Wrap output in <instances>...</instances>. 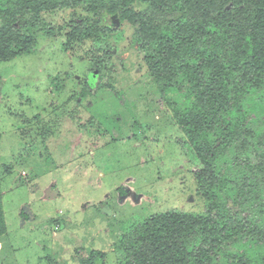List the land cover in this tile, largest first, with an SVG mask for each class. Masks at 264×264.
I'll use <instances>...</instances> for the list:
<instances>
[{
	"label": "rangeland",
	"instance_id": "rangeland-1",
	"mask_svg": "<svg viewBox=\"0 0 264 264\" xmlns=\"http://www.w3.org/2000/svg\"><path fill=\"white\" fill-rule=\"evenodd\" d=\"M146 1L132 6L146 9ZM26 18L35 23L34 42L0 62V196L7 224L0 264H83L93 251H99L96 264H123V237L134 238V228L151 216L206 217L210 199L199 192L195 165L180 145L185 134L146 63L138 25L99 3ZM180 80L186 91L188 80ZM263 91L242 104L253 137L264 132ZM236 153L233 147L221 157ZM220 189L231 203V187ZM242 198L234 207L263 229L264 215ZM247 240L238 245L249 257L264 251V238L255 245Z\"/></svg>",
	"mask_w": 264,
	"mask_h": 264
},
{
	"label": "trees",
	"instance_id": "trees-1",
	"mask_svg": "<svg viewBox=\"0 0 264 264\" xmlns=\"http://www.w3.org/2000/svg\"><path fill=\"white\" fill-rule=\"evenodd\" d=\"M137 1H0V62L14 59L34 42L35 23L26 14L38 18L44 10L99 3L137 24L146 63L185 134L180 145L195 165L199 192L205 190L210 209L206 217L173 211L151 216L134 228V238L123 237V264H264L262 249L249 257L238 245L244 238L250 243L263 239L264 227L245 220L234 207L241 195L264 215V132L253 137L242 110L244 102L264 90V0H147L148 8L136 10L132 5ZM89 29L81 36L89 35ZM53 34L49 29L48 35ZM171 91L180 98L166 94ZM258 105L264 107L263 97ZM233 147L238 153L221 157ZM220 187H231V203L222 200L227 197ZM6 229L0 196V236ZM99 258V251H93L83 264H96Z\"/></svg>",
	"mask_w": 264,
	"mask_h": 264
},
{
	"label": "water",
	"instance_id": "water-1",
	"mask_svg": "<svg viewBox=\"0 0 264 264\" xmlns=\"http://www.w3.org/2000/svg\"><path fill=\"white\" fill-rule=\"evenodd\" d=\"M106 210V209H105Z\"/></svg>",
	"mask_w": 264,
	"mask_h": 264
}]
</instances>
